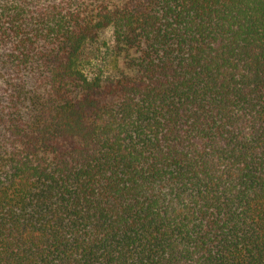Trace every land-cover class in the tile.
Returning <instances> with one entry per match:
<instances>
[{
  "label": "trees",
  "instance_id": "trees-1",
  "mask_svg": "<svg viewBox=\"0 0 264 264\" xmlns=\"http://www.w3.org/2000/svg\"><path fill=\"white\" fill-rule=\"evenodd\" d=\"M0 264H264V0H0Z\"/></svg>",
  "mask_w": 264,
  "mask_h": 264
},
{
  "label": "rangeland",
  "instance_id": "rangeland-1",
  "mask_svg": "<svg viewBox=\"0 0 264 264\" xmlns=\"http://www.w3.org/2000/svg\"><path fill=\"white\" fill-rule=\"evenodd\" d=\"M111 33L109 31H107L105 34H104V38L106 39V41H108V39H110V35Z\"/></svg>",
  "mask_w": 264,
  "mask_h": 264
}]
</instances>
